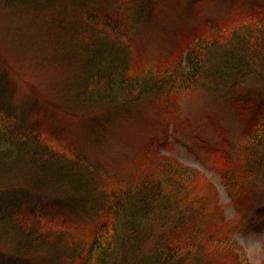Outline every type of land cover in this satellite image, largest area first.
Segmentation results:
<instances>
[{
    "label": "rangeland",
    "instance_id": "1",
    "mask_svg": "<svg viewBox=\"0 0 264 264\" xmlns=\"http://www.w3.org/2000/svg\"><path fill=\"white\" fill-rule=\"evenodd\" d=\"M105 5L113 14L117 10L127 25L116 55L124 57L128 73H149L167 61L169 69H178L175 65L188 62L186 55L193 47L189 42L194 43L195 36L211 41L219 37L213 41L219 51L235 43L229 40L234 34L259 37L262 33L264 37V31L255 32L264 18V0H120L116 10L114 0H0V109L17 121L54 129L60 140L56 147L65 152L75 149L85 161L81 159L80 164L64 154L69 161L63 168L84 172L98 183L88 194L54 190L40 180L30 185L24 173L31 170L28 161L16 159L13 149L0 147V264H69L67 247L35 248L18 235L10 226L14 209L40 200V204L48 203L52 213L46 219L61 214L71 220L73 231L79 230L76 224L95 225L102 187L110 185L108 178L128 180L140 162H158L161 156L196 170L203 178L199 183L207 181L215 190L207 211L230 232L241 253L240 263L264 264V172L252 183V206L238 213L212 153L219 143L239 147L243 142L242 130L250 113L234 108L232 98L256 93L264 97V74L250 73L237 87L227 88L203 72L191 85L170 92L167 101H157L154 92H148L119 97L113 104L97 103L85 86L86 75L64 55L68 38L58 39L57 28L59 22L80 21L89 9L103 15ZM149 143L151 151L145 158L141 150ZM203 186L201 194L208 192V186ZM62 199H70L71 205H60ZM118 230L120 239H125L122 228ZM123 241L128 250L125 255L117 253L113 264L151 260L153 240L139 250ZM212 261L239 264L218 254Z\"/></svg>",
    "mask_w": 264,
    "mask_h": 264
},
{
    "label": "trees",
    "instance_id": "2",
    "mask_svg": "<svg viewBox=\"0 0 264 264\" xmlns=\"http://www.w3.org/2000/svg\"><path fill=\"white\" fill-rule=\"evenodd\" d=\"M118 1L114 0V10L119 7ZM260 21L255 31L258 33L264 31V18ZM59 24L58 39L68 38L69 48L64 55L86 75L85 86L92 99L100 104H113L119 97L148 92H154L157 101L162 98L167 101L170 92L191 85L203 72L227 88L237 87L250 73L264 74L262 33L259 37L254 33H249V37L246 33L234 34L229 40L235 43L224 51L214 47L213 41L219 37L211 36L215 39L211 41L195 36L194 43L189 42L193 47L186 55L188 62L176 63L178 69H169L167 61L149 73L133 74L128 73L124 57L116 55L121 47V33L127 27L117 16V10L113 14L105 5L103 15L89 9L80 21ZM206 60L209 65H205ZM180 75L181 80H178ZM232 99L234 108L250 113L242 130L243 142L239 147L219 143L212 153L216 156V166L222 169V182L230 202L240 213L252 206L255 199L252 183L259 172H264V97L256 93L253 97ZM57 141L60 140L54 129H43L36 122L17 121L12 114L0 109V147H9L14 150L16 159L28 161L31 170L25 169L24 173H28L26 181L30 185L40 180L54 190L90 193L98 186L95 179L84 176V172L67 171L65 165L63 168L69 161L64 160V154L80 164L84 159L75 149L65 152L56 147ZM150 144L141 150L145 158L150 154ZM168 159L161 156L158 162L149 159L140 162L128 180L108 178L110 185L102 187L95 225L87 221L89 225L76 224L79 230L73 231L71 220H64L61 214L46 219L52 214L48 203L43 205L37 200L24 202L14 209L11 221L9 216L10 226L35 248L67 247L69 264H113L117 253L125 255L128 250L123 240L138 250L139 246L153 240L151 260L138 264H217L212 261L214 254L242 264L241 253L234 247L230 232L223 223L211 219L207 211L215 190L205 184L206 180L199 183L203 178L196 170ZM203 185L208 186L205 194L199 192ZM70 202V199H62L59 204L68 206ZM118 227L122 228L125 239H120Z\"/></svg>",
    "mask_w": 264,
    "mask_h": 264
}]
</instances>
